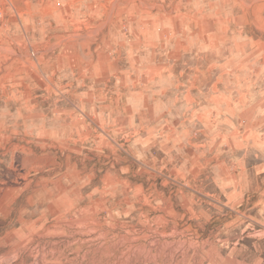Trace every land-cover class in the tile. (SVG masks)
<instances>
[{"label": "rangeland", "instance_id": "rangeland-1", "mask_svg": "<svg viewBox=\"0 0 264 264\" xmlns=\"http://www.w3.org/2000/svg\"><path fill=\"white\" fill-rule=\"evenodd\" d=\"M263 202L264 0H0V264H264Z\"/></svg>", "mask_w": 264, "mask_h": 264}, {"label": "bare ground", "instance_id": "bare-ground-1", "mask_svg": "<svg viewBox=\"0 0 264 264\" xmlns=\"http://www.w3.org/2000/svg\"><path fill=\"white\" fill-rule=\"evenodd\" d=\"M130 254L127 250H121L120 252H117V258L116 260H130Z\"/></svg>", "mask_w": 264, "mask_h": 264}, {"label": "crops", "instance_id": "crops-1", "mask_svg": "<svg viewBox=\"0 0 264 264\" xmlns=\"http://www.w3.org/2000/svg\"><path fill=\"white\" fill-rule=\"evenodd\" d=\"M261 206H263L264 207V202L262 203V205Z\"/></svg>", "mask_w": 264, "mask_h": 264}]
</instances>
